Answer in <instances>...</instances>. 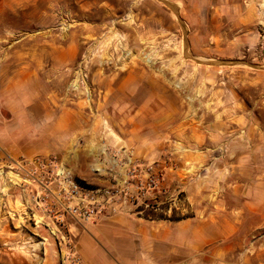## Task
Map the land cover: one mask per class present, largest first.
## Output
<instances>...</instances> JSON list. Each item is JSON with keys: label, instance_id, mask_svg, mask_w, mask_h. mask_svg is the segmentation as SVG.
Listing matches in <instances>:
<instances>
[{"label": "rangeland", "instance_id": "obj_1", "mask_svg": "<svg viewBox=\"0 0 264 264\" xmlns=\"http://www.w3.org/2000/svg\"><path fill=\"white\" fill-rule=\"evenodd\" d=\"M240 3L0 0L4 44L76 52L36 111L69 132L0 159V264H104L85 239L113 264H264V21Z\"/></svg>", "mask_w": 264, "mask_h": 264}, {"label": "crops", "instance_id": "obj_2", "mask_svg": "<svg viewBox=\"0 0 264 264\" xmlns=\"http://www.w3.org/2000/svg\"><path fill=\"white\" fill-rule=\"evenodd\" d=\"M263 7V1L243 0L240 3L241 23L246 26L262 24ZM230 8H237V5L233 3ZM7 41L4 37L0 39V159L4 156L13 159L41 157L47 151L24 147V138L39 136L41 129L50 136L61 138L69 132L70 126L64 122L65 115L56 117L52 111L43 117L36 114L41 103L40 82L44 77L55 79L56 73L61 74L75 60L76 52L72 46L56 49L51 44L41 53L38 46L25 48L20 39L4 44ZM52 98L55 96L52 95L44 104L50 106ZM42 121L47 123L43 126ZM82 238L77 241V251L86 263L91 257V253L85 250L88 243L97 259L103 260L104 264H113L88 239H85L84 245Z\"/></svg>", "mask_w": 264, "mask_h": 264}, {"label": "built area", "instance_id": "obj_3", "mask_svg": "<svg viewBox=\"0 0 264 264\" xmlns=\"http://www.w3.org/2000/svg\"><path fill=\"white\" fill-rule=\"evenodd\" d=\"M59 176L62 178V180L65 181L72 180L71 176L69 174H66L64 171H62L61 174H59ZM73 188L74 190L72 192L69 191L72 194L77 192V187L73 186ZM66 209L73 217L78 218L83 222H91L95 218H97L99 214L98 208L93 206L91 203L86 204L85 200H81L79 203H76L73 206L72 204L66 206Z\"/></svg>", "mask_w": 264, "mask_h": 264}, {"label": "water", "instance_id": "obj_4", "mask_svg": "<svg viewBox=\"0 0 264 264\" xmlns=\"http://www.w3.org/2000/svg\"><path fill=\"white\" fill-rule=\"evenodd\" d=\"M167 4V3H165ZM167 6L171 7L174 11H176V8L170 4H167ZM240 64H244L243 62H239V61H221L218 63H215L214 65H240ZM258 68V67H256Z\"/></svg>", "mask_w": 264, "mask_h": 264}, {"label": "trees", "instance_id": "obj_5", "mask_svg": "<svg viewBox=\"0 0 264 264\" xmlns=\"http://www.w3.org/2000/svg\"><path fill=\"white\" fill-rule=\"evenodd\" d=\"M178 221H180V220H178Z\"/></svg>", "mask_w": 264, "mask_h": 264}]
</instances>
